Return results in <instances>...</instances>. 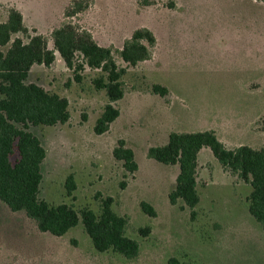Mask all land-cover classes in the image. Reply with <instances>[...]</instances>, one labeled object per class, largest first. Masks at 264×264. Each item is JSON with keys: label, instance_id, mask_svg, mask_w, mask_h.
Listing matches in <instances>:
<instances>
[{"label": "rangeland", "instance_id": "374dc122", "mask_svg": "<svg viewBox=\"0 0 264 264\" xmlns=\"http://www.w3.org/2000/svg\"><path fill=\"white\" fill-rule=\"evenodd\" d=\"M14 1L30 34L37 29L54 49L51 32L70 0H36L35 7L30 0ZM10 7L0 4V15ZM74 21L103 46L121 48L141 26L155 33L157 44L152 57L135 66L116 57L127 69L125 96L115 103L119 118L103 134L94 131L108 103L106 91L93 84L101 70L87 67L77 81L58 51L52 65H33L28 82L66 97L71 112L66 123L30 126L47 152L40 198L100 215L101 199L113 197V209L128 218L126 234L140 243V252L127 258L113 249L97 250L81 222L62 236L41 231L24 210L14 211L0 199V264H169L171 258L180 264H264V227L249 211L250 183L204 150L201 202L193 219L183 199L173 204L169 198L179 165L147 154L172 131L205 129L218 132L228 148L264 147V1L96 0ZM156 83L168 88L165 96L152 92ZM122 138L138 159L133 174L113 155ZM17 158L16 150L12 161ZM70 175L76 183L71 193ZM143 200L153 202L157 216L142 210ZM146 226L152 228L148 236L138 231Z\"/></svg>", "mask_w": 264, "mask_h": 264}, {"label": "trees", "instance_id": "16d2710c", "mask_svg": "<svg viewBox=\"0 0 264 264\" xmlns=\"http://www.w3.org/2000/svg\"><path fill=\"white\" fill-rule=\"evenodd\" d=\"M95 1L68 2L61 24L51 32L54 49L49 48V38L37 29H33L35 34H30L23 13L16 7H10L8 19L0 23V199L14 211L24 210L41 231L62 236L81 222L97 250L113 249L127 258H134L140 252V243L126 234L129 220L113 209V197L101 199L100 215L89 207L78 212L65 203L52 206L40 198L42 164L47 152L30 126L66 123L71 112L66 97L51 93L38 83L28 82L33 65H52L58 51L65 64L73 70L77 81L83 79L82 72L87 67L101 70V74L93 79V84L98 90L106 91L108 103L97 118L94 131L103 134L120 116V109L115 103L125 96L122 78L127 69L119 66L116 57L120 56L123 61L135 66L150 59L157 44L155 33L147 26L136 28L121 48L99 44L88 29L74 21ZM18 33L26 35L28 40L14 37ZM168 91L162 84L152 85L154 93L165 96ZM86 117L84 115V119ZM204 147L212 150L226 171L252 185L248 197L249 211L264 227V147L241 145L228 148L213 129L173 131L167 144L148 148V157L165 164L179 165L177 184L169 195L170 201L176 204L178 199H183L192 210L191 217L196 218L195 207L200 202L198 155ZM16 150L18 158L12 161ZM113 155L123 161L129 173L138 170L135 152L125 139L118 140ZM126 186V182L122 181L121 187ZM67 187L70 193L76 188L73 175L68 177ZM140 206L149 216H157L156 208L149 201H141ZM138 231L148 236L152 228L141 227ZM169 264L180 263L177 258H171Z\"/></svg>", "mask_w": 264, "mask_h": 264}, {"label": "crops", "instance_id": "0c3cea01", "mask_svg": "<svg viewBox=\"0 0 264 264\" xmlns=\"http://www.w3.org/2000/svg\"><path fill=\"white\" fill-rule=\"evenodd\" d=\"M6 3H10L12 6H14V7H16L17 9H19L20 11H21V8H20V5L16 2V1H14V0H0V4H6ZM29 6L30 7H35L36 6V0H30V2H29ZM66 7V6H65ZM22 12V11H21ZM23 13V12H22ZM23 16H24V14H23ZM0 17H2V20H0V23L1 22H5L7 19H8V12H7V14L5 15V14H2V15H0ZM24 22H25V19H24ZM30 24H32L34 27H36V28H40V26L42 25V23H30ZM25 25H26V23H25ZM45 25H51V23H45ZM27 26V25H26ZM57 27V26H56ZM55 28V27H54ZM121 114V113H120ZM119 118V117H118ZM117 118V119H118ZM116 119V120H117ZM115 120V121H116ZM205 130H207V129H205ZM200 131V130H199ZM173 132V131H172ZM171 133V132H170ZM170 133H168V135H167V140H166V142H164L163 144H160V145H164V144H167L168 143V141H169V135H170ZM218 132H216V134H217ZM218 137L220 138V140H222L223 141V139L221 138V136L219 135V133H218ZM242 145H249V146H252V145H250V144H242ZM241 146V145H240ZM253 147V146H252ZM253 148H255V147H253ZM206 151L207 152V154H209V152H211L212 154H213V152H212V150L209 148V147H204V148H202L201 149V151L199 152V155H198V164H199V159H200V157H201V154L203 153V151ZM209 150H211V151H209ZM214 155V154H213ZM215 157V156H214ZM216 158V157H215ZM217 159V158H216ZM138 160V159H137ZM165 164V163H164ZM167 165H170V166H173V165H176V164H167ZM198 169H199V166H198ZM179 171H180V168H179ZM178 174H179V172H178ZM178 174H177V176H178ZM198 180V179H197ZM175 185L177 184V178L175 177ZM198 183H199V181H198ZM176 188V187H175ZM197 189H198V184H197ZM198 191H199V189H198ZM199 193H200V191H199ZM200 202H201V194H200ZM199 202V203H200ZM199 203H198V205H199ZM152 204H153V202H152ZM197 207V206H196ZM195 207V208H196Z\"/></svg>", "mask_w": 264, "mask_h": 264}]
</instances>
